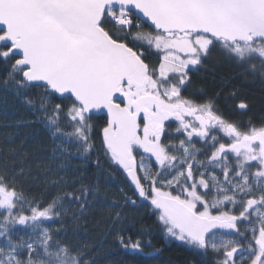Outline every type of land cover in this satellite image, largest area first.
<instances>
[{
	"label": "snow or ice",
	"instance_id": "snow-or-ice-1",
	"mask_svg": "<svg viewBox=\"0 0 264 264\" xmlns=\"http://www.w3.org/2000/svg\"><path fill=\"white\" fill-rule=\"evenodd\" d=\"M215 56L264 78V0H0V84L57 143L46 200L22 183L27 153L0 164V264H96L79 232L95 208L144 253L152 233L133 239L125 207L151 209L199 264H264V118L233 78L197 87ZM69 141L95 166L87 184L68 175ZM109 170L131 194L104 203Z\"/></svg>",
	"mask_w": 264,
	"mask_h": 264
},
{
	"label": "trees",
	"instance_id": "trees-1",
	"mask_svg": "<svg viewBox=\"0 0 264 264\" xmlns=\"http://www.w3.org/2000/svg\"><path fill=\"white\" fill-rule=\"evenodd\" d=\"M242 69L230 64L221 56H215L209 62L205 74L200 78L197 87H204L211 91L218 86L220 77L233 78L235 83L241 84L244 94L254 101V107L250 117L254 121L264 118V78L259 74L255 77L249 75L247 79L240 75ZM2 79V76H0ZM221 109L228 115L221 103ZM33 119L31 111L26 108L22 100L11 89H5L0 84V164L6 163L10 169L21 166L24 153L27 158L24 160L25 166L30 167L32 175L37 177L22 181L26 191L39 199H48L56 189L44 180L45 176H53L54 173L46 172L44 169L51 164L56 168V164L51 163L53 150L57 148V143L52 140L38 123H24ZM243 119L247 120L248 117ZM103 123V120L100 121ZM67 130H70L67 129ZM95 143L100 145L97 134ZM199 146V145H198ZM71 154L66 160L69 169V176H78L84 183H89L92 173L95 170L93 163L84 166L75 158V144L71 141L64 144ZM16 153L13 155L12 150ZM99 151V147L97 148ZM97 157L93 156L92 160ZM103 160V156H99ZM42 161L37 167V161ZM107 168V165L105 164ZM79 169V171H73ZM101 191L99 199L104 203L119 201L122 197L121 189L125 193L131 194L128 183L119 171L109 170L101 178ZM135 198V197H133ZM126 222L125 227L128 234L137 238L145 229L152 233L151 247H146L144 253H135L122 248L116 243L110 233L114 231L111 226L109 212L104 208H95L90 211L84 221H81L79 232L81 238L90 241L95 245L93 249L96 264H190L195 261L199 264V258L193 257L186 246L178 241H167L158 226L157 218L152 214L151 209H135L125 207ZM160 249L161 253H156ZM154 253V255H148ZM207 264H212L211 257H207Z\"/></svg>",
	"mask_w": 264,
	"mask_h": 264
},
{
	"label": "rangeland",
	"instance_id": "rangeland-1",
	"mask_svg": "<svg viewBox=\"0 0 264 264\" xmlns=\"http://www.w3.org/2000/svg\"><path fill=\"white\" fill-rule=\"evenodd\" d=\"M178 135V134H177Z\"/></svg>",
	"mask_w": 264,
	"mask_h": 264
}]
</instances>
